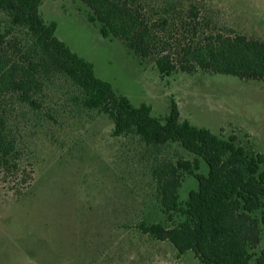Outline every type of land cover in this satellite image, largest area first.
<instances>
[{
	"label": "rangeland",
	"instance_id": "rangeland-1",
	"mask_svg": "<svg viewBox=\"0 0 264 264\" xmlns=\"http://www.w3.org/2000/svg\"><path fill=\"white\" fill-rule=\"evenodd\" d=\"M151 22L167 18L157 39L178 52L190 36L191 6L201 12V38L242 34L264 42V0H131ZM47 23L57 37L91 62L98 78L133 105H150L165 118L171 101L182 120L222 138L239 140L264 154V80L239 79L198 69L162 77L155 60H142L121 39H104L88 20L81 0H43ZM10 27L0 11V29ZM8 40L26 52L33 39L17 28ZM12 52V51H11ZM34 94L39 108L6 99L7 133L16 151L0 162V264H200L193 252L179 255L168 242L143 233L141 225L173 227L164 213L153 177L157 161H193L180 144L154 155L137 136L114 137V123L100 110L82 105L84 92L66 76L42 75ZM249 136V137H247ZM201 160L199 173L208 174ZM198 181L186 175L184 204ZM264 249L262 242L254 252Z\"/></svg>",
	"mask_w": 264,
	"mask_h": 264
},
{
	"label": "trees",
	"instance_id": "trees-1",
	"mask_svg": "<svg viewBox=\"0 0 264 264\" xmlns=\"http://www.w3.org/2000/svg\"><path fill=\"white\" fill-rule=\"evenodd\" d=\"M91 11L88 20L99 24L104 39H121L142 60H155L162 77L177 71L194 74L198 69L239 79L264 80V42L242 34H217L201 38V12L191 6L185 26L190 36L177 52L157 39L167 18L151 22L138 2L131 0H81ZM43 0H0V11L9 21L0 29V162L7 163L16 143L7 133L6 99L16 95L21 103L38 109L34 94L41 91L42 75H64L85 94L82 105L100 110L114 123V137L137 136L154 153L169 144H180L195 155L193 161H157L153 177L164 213L176 226L142 224L143 233L168 241L179 255L193 252L200 264H264L259 248L264 234V154L243 144L236 135L222 138L204 127L182 120L178 104L171 101L169 114L153 116L150 105L135 106L95 74L94 65L73 52L57 37V22L47 23ZM24 28L33 39L26 52L8 38ZM12 51V52H11ZM249 137V136H247ZM201 160L208 174L199 173ZM198 181L183 204L180 188L185 176Z\"/></svg>",
	"mask_w": 264,
	"mask_h": 264
}]
</instances>
